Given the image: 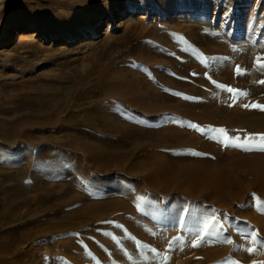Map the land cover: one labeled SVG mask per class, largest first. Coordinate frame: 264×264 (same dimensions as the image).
I'll use <instances>...</instances> for the list:
<instances>
[{"label":"rangeland","instance_id":"374dc122","mask_svg":"<svg viewBox=\"0 0 264 264\" xmlns=\"http://www.w3.org/2000/svg\"><path fill=\"white\" fill-rule=\"evenodd\" d=\"M258 59L264 0H0V264L264 262L257 182L231 207L185 178L153 186L148 158L177 167L193 147L124 137L107 115L123 103L145 130L184 125L201 139L175 110L256 113L244 105L264 104Z\"/></svg>","mask_w":264,"mask_h":264},{"label":"bare ground","instance_id":"6f19581e","mask_svg":"<svg viewBox=\"0 0 264 264\" xmlns=\"http://www.w3.org/2000/svg\"><path fill=\"white\" fill-rule=\"evenodd\" d=\"M121 86L122 84L117 85L119 90H117L114 86H110V89L111 92L115 90L114 92L117 93V95L115 94V96H117L119 99L122 97L123 100V97H125L126 95L123 96L121 94ZM130 99L132 98L130 97ZM209 100L210 101L208 105L211 106V101L213 100ZM130 102L133 103V106L138 108L139 104H137L134 99L130 100ZM149 105L144 103L141 106L144 114L146 115L147 112L149 113L150 111H152V106ZM185 107V110H175V112L179 113V115L182 114L183 117L187 118L188 121H184L187 123V125L189 122H195L200 125L201 129H207V131L204 132L205 135H203L205 137L202 136V138L200 139L194 133L187 134L185 132L186 130H182L183 127H186L183 124V127L181 124L179 126L180 128L182 127L181 129L173 126H168L169 129H167V135H163L164 131L162 132L161 130H145L144 128L136 125V123L140 124L138 118L142 115L136 118L132 111H129L126 107L123 106V103H121L120 108L119 106L117 107L119 108L118 110H109L108 108L109 111L107 115L109 117L113 116L114 118L118 119V122L115 123L116 129L121 134L125 135L124 137L127 136V134L129 133L128 131H131L133 129V132L139 135L141 133H149L152 136L154 135L159 142L173 141L175 143V146L179 148L186 146L193 147L190 148L191 152H187L190 154H187L185 158H176L177 160H174L176 162L179 160H181V162L187 161L186 163H181L177 167H174L170 163L171 160H169L167 157H162V155L159 156L158 154H152L154 158H157H155L156 161L148 158L147 163L153 164L156 169L154 172L149 174L148 177L145 178L151 181L153 186H163L171 189V186H164L161 181L157 180L159 176L163 177L164 179H175L177 181L179 179L185 178L186 183L190 185L196 192L199 191L202 184L210 186L216 192L214 194L219 197V202H221L219 204L228 207L233 206V204L238 201L240 194H243L242 196H244V194L249 192L250 188L253 185H256V182L257 191L264 195V151L253 150V152H251L252 150H245V148L242 147H237L241 151H234L233 149H230V147L229 149H224V147L226 146V138L224 134L215 131L216 129H226L228 137H239L241 141H244L249 136V134L264 133V111L256 110V113L252 114L249 109H238L233 106L231 108H229V106H220L216 111L209 109L206 111L204 110V112L197 113V109H193L191 106ZM123 115L129 117V119H125ZM132 123H135V125H133ZM219 125L220 127H216ZM227 145L232 146V144ZM198 149L199 151L203 150V153L207 152L209 154L204 155L203 153L197 152L196 150ZM102 154L104 156L108 155V157L117 155L119 156V158H121L123 156L121 153H114L111 151L108 152L106 150H102ZM91 157V159L94 158L93 154H91ZM151 157L152 156L150 155V158ZM141 163H143V160L140 161V164ZM95 166L100 170L98 165L95 164L94 167ZM126 168L127 167L124 164H115L112 169L125 171ZM137 174L142 175L140 173ZM246 175H251L254 180L246 181V179L244 178V176ZM238 211H240L241 213L244 212L239 209ZM246 211L249 210H245V213ZM249 216L250 218L254 219V221L257 220L259 224L261 223L262 218L257 214H249Z\"/></svg>","mask_w":264,"mask_h":264},{"label":"snow or ice","instance_id":"6c2138e0","mask_svg":"<svg viewBox=\"0 0 264 264\" xmlns=\"http://www.w3.org/2000/svg\"><path fill=\"white\" fill-rule=\"evenodd\" d=\"M257 64L264 67V63H261V61L258 59L257 60ZM236 71L238 74H243V72L245 70L240 69L239 66H237ZM261 83H264V81H261ZM222 87L227 88L228 91L236 93V94H240L241 90L239 89H233L229 86L226 85H222ZM244 95H247V93H243ZM244 107H251V108H259L260 110L264 111V104H260V103H252V104H245ZM189 126L194 127L198 130L203 131H207V129H201V127L199 125L196 124H191V122H189ZM215 131H218L222 134H224L225 138H226V146L227 144H232V146L235 147H242L245 148V150H260V151H264V133H256V134H249V136L244 140L241 141V139L239 137H228L227 136V130L226 129H216ZM142 199V198H141ZM258 199V198H257ZM258 204L260 205H264V201H259L258 200ZM179 239V238H176ZM231 242V241H228ZM200 241L197 240L193 243V246H199ZM171 247V245H170ZM153 251H157L156 249H153ZM249 252H255L256 248L251 247L248 248ZM163 259L165 261V264L167 262L168 259H170V257L165 253L163 254ZM219 264H226V262H219ZM231 264H240L239 261H232ZM253 264H258V262H253ZM261 264H264V262H261Z\"/></svg>","mask_w":264,"mask_h":264}]
</instances>
